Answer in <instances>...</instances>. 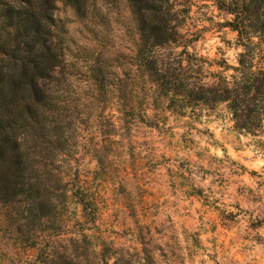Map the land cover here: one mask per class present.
<instances>
[{"label":"rangeland","instance_id":"374dc122","mask_svg":"<svg viewBox=\"0 0 264 264\" xmlns=\"http://www.w3.org/2000/svg\"><path fill=\"white\" fill-rule=\"evenodd\" d=\"M85 1V18L59 1L55 11L74 85L67 98L79 104L58 169L59 218L44 236L18 232L0 206V264H38L46 242L74 264L115 249L132 264H264V121L248 133L225 103L167 108L129 66L137 35L126 0ZM219 1L166 5L180 26L162 56L181 53L192 71L201 62L191 77L208 85L231 83L243 51ZM75 193L91 203L86 217Z\"/></svg>","mask_w":264,"mask_h":264},{"label":"trees","instance_id":"16d2710c","mask_svg":"<svg viewBox=\"0 0 264 264\" xmlns=\"http://www.w3.org/2000/svg\"><path fill=\"white\" fill-rule=\"evenodd\" d=\"M58 1L86 17L89 7L85 0H0V206L12 212L8 218L16 231L24 228L28 234L42 236V227L59 218L63 190L58 169L70 147L69 133L74 131L71 126L79 105L67 98L75 93H69L74 85L55 17ZM126 2L137 35L129 66L167 108L225 103L237 130L253 133L262 126L264 0L219 1V9L231 16L225 26L236 32L243 51L232 68L233 81L222 78L209 85L191 77L193 72L201 73V62L192 71L181 53L176 60L161 54L179 34L180 25L166 7L169 0ZM257 45L259 68L253 65ZM75 195L81 215L86 217L91 203L81 193ZM60 226L51 228L56 236ZM81 234L83 239L88 236ZM48 243L40 248L38 264H74L73 258L59 255ZM93 253L96 264H109L110 260V264H132L121 249L111 255Z\"/></svg>","mask_w":264,"mask_h":264}]
</instances>
